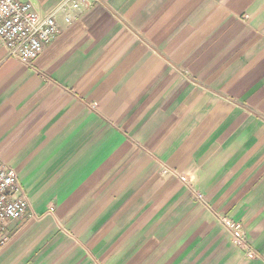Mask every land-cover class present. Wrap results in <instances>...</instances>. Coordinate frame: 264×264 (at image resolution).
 <instances>
[{"label": "crops", "instance_id": "1", "mask_svg": "<svg viewBox=\"0 0 264 264\" xmlns=\"http://www.w3.org/2000/svg\"><path fill=\"white\" fill-rule=\"evenodd\" d=\"M77 1L29 64L0 42V264H264V0Z\"/></svg>", "mask_w": 264, "mask_h": 264}, {"label": "built area", "instance_id": "2", "mask_svg": "<svg viewBox=\"0 0 264 264\" xmlns=\"http://www.w3.org/2000/svg\"><path fill=\"white\" fill-rule=\"evenodd\" d=\"M79 9L77 0H63L50 12L40 14L29 0H0V42L10 57L29 64L59 36L57 16L62 15L65 22L70 23L74 19L72 13ZM30 217L28 200L15 171L0 165V249L7 243L9 225ZM218 223L231 234L233 243L246 249L247 257L253 259L254 252L247 243L243 227L223 216L218 217Z\"/></svg>", "mask_w": 264, "mask_h": 264}]
</instances>
